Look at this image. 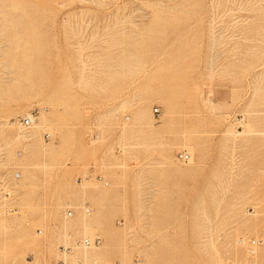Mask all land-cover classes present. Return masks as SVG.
Wrapping results in <instances>:
<instances>
[{"label": "rangeland", "instance_id": "rangeland-1", "mask_svg": "<svg viewBox=\"0 0 264 264\" xmlns=\"http://www.w3.org/2000/svg\"><path fill=\"white\" fill-rule=\"evenodd\" d=\"M100 1L0 0V264H264V0Z\"/></svg>", "mask_w": 264, "mask_h": 264}, {"label": "built area", "instance_id": "built-area-1", "mask_svg": "<svg viewBox=\"0 0 264 264\" xmlns=\"http://www.w3.org/2000/svg\"><path fill=\"white\" fill-rule=\"evenodd\" d=\"M37 112L36 111H31L29 116H26V117H23L21 118L20 120V124L23 126V127H30L32 125V122L35 120V114ZM159 111L158 109H154L153 110V114L155 115H158ZM46 137H48V134H46ZM177 159L181 162H187L188 161V155L185 153V152H180L177 154ZM6 195H8V193H6ZM87 208V207H86ZM85 212H89V209H85ZM72 214V210H68L67 212V216H70ZM259 245V243L261 241L257 240H253L252 241V244H256V243ZM101 243V238L99 236H95L94 238L92 239H89V238H83L81 240H76L74 241L73 245H80V246H85V247H90V246H96V245H99ZM93 244V245H91ZM60 251L64 252V253H70L71 250H72V245L70 244H62L60 247ZM64 262L63 261H58L56 264H63Z\"/></svg>", "mask_w": 264, "mask_h": 264}, {"label": "bare ground", "instance_id": "bare-ground-1", "mask_svg": "<svg viewBox=\"0 0 264 264\" xmlns=\"http://www.w3.org/2000/svg\"><path fill=\"white\" fill-rule=\"evenodd\" d=\"M93 3H94V1H92ZM99 2H100V4L99 3H97V4H99V5H101V1L99 0ZM7 72V71H6ZM26 116H29V115H25L24 117H26ZM34 123H35V120L32 122V125L31 126H33L34 125ZM10 125V124H9ZM13 125V124H12ZM11 126V125H10ZM20 126H22L21 124H20ZM30 126V127H31ZM151 127V126H150ZM22 128V127H21ZM24 128H27V127H24ZM21 130V129H20ZM16 133V132H15ZM17 133H18V131H17ZM231 133V132H230ZM14 134V133H13ZM12 134V135H13ZM24 134V133H23ZM20 135L21 134H18V137H20ZM25 135V134H24ZM24 135H22V137H27V136H24ZM16 136V134L14 135V137ZM17 137V136H16ZM188 137V136H187ZM183 144H184V142H183ZM183 144H182V146H183ZM181 147V146H180ZM187 154V153H186ZM188 155V154H187ZM188 159H189V155H188ZM83 187V186H82ZM6 193H8V195H6ZM4 195H5V198H7V197H9V195H10V192L7 190L5 193H4ZM40 233H41V231H40ZM95 237V236H94ZM94 237H92V238H94ZM92 238H89V239H92ZM81 240V239H80ZM253 241V240H252ZM252 241H250L249 242V246H251V247H253V246H255L256 244H252ZM238 244V243H237ZM70 245H72V250H71V252L70 253H64V252H62V251H60V248H59V252H60V254H61V256H62V258L59 260V261H63L64 263L63 264H69L68 263V260L66 259L68 256H70L72 253H73V251L75 250V249H79V250H87V251H90V250H93L95 247H97V246H99V245H96L95 247L94 246H90V247H85V246H80V245H73V244H70ZM91 245H93V244H91ZM61 246V245H60ZM59 246V247H60ZM93 264H96L95 262H93Z\"/></svg>", "mask_w": 264, "mask_h": 264}]
</instances>
